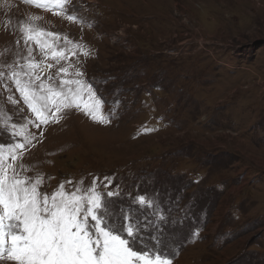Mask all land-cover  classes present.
<instances>
[{"label":"rangeland","instance_id":"374dc122","mask_svg":"<svg viewBox=\"0 0 264 264\" xmlns=\"http://www.w3.org/2000/svg\"><path fill=\"white\" fill-rule=\"evenodd\" d=\"M26 23L58 33L48 39L65 50L43 75L59 85L60 67L72 79L79 68L102 101L97 119L110 122L71 108L42 137L34 124L17 127L36 137L17 161L22 175L40 174L49 195L62 181L72 190L98 177L101 191H119L138 243L173 264H264V0H66L64 12L0 0L5 130L34 119L8 76L27 55ZM95 97L85 88L84 103Z\"/></svg>","mask_w":264,"mask_h":264},{"label":"snow or ice","instance_id":"6c2138e0","mask_svg":"<svg viewBox=\"0 0 264 264\" xmlns=\"http://www.w3.org/2000/svg\"><path fill=\"white\" fill-rule=\"evenodd\" d=\"M24 3L47 11H65L66 0H24ZM69 21L76 16L67 14ZM27 55L24 63L16 62L8 76L14 84L24 105L34 119L23 125L12 124L10 130L0 128V136H7L8 143L0 140V262L10 264H173V261L157 250L138 243L141 228L130 213L118 209L114 197L119 191L100 190L98 177L91 184L65 189L61 182L50 195L42 192L43 177L26 172L23 158L29 146L36 139L30 133L17 132V127L27 129L34 124L41 130L50 123H58L64 110L82 109L85 115L97 122H110L107 114L97 119L102 101L95 97V91L80 79L83 72L75 70L76 79L65 78L72 74L68 67H60L59 85L51 83L52 75H43L45 70L60 64L66 58L65 50L48 38L60 40L58 33L37 28L34 24L21 26ZM67 39V38H65ZM33 42L44 56V61L33 57ZM20 43L19 40L16 41ZM78 48L79 45H76ZM75 55V53H73ZM84 55H88L87 51ZM55 63H46L47 60ZM43 65V67H42ZM63 74V75H61ZM5 76L0 71V79ZM7 88V84H4ZM95 97L92 104L84 103V91ZM10 102L12 98H8ZM43 136V131L39 132ZM7 149V153L5 152ZM103 188H111V178L104 177ZM72 184V181H67ZM134 201L142 207H154V201L138 195ZM119 212V223L116 215ZM163 221V216H159ZM193 238L199 232L192 234ZM161 245L164 244L160 240Z\"/></svg>","mask_w":264,"mask_h":264},{"label":"bare ground","instance_id":"6f19581e","mask_svg":"<svg viewBox=\"0 0 264 264\" xmlns=\"http://www.w3.org/2000/svg\"><path fill=\"white\" fill-rule=\"evenodd\" d=\"M158 1V0H157ZM206 1V0H205ZM234 3V2H233ZM228 6V5H227ZM174 8V7H173ZM233 22V21H232ZM222 30V29H221ZM227 31V30H226ZM42 67H43V65H42ZM44 72H46V71H44Z\"/></svg>","mask_w":264,"mask_h":264}]
</instances>
